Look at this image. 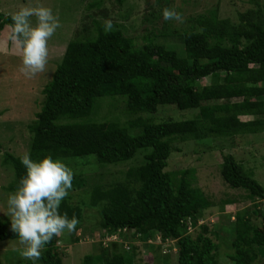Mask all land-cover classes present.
I'll use <instances>...</instances> for the list:
<instances>
[{"label": "trees", "instance_id": "obj_1", "mask_svg": "<svg viewBox=\"0 0 264 264\" xmlns=\"http://www.w3.org/2000/svg\"><path fill=\"white\" fill-rule=\"evenodd\" d=\"M238 19L232 23L213 14L200 16L196 29L182 32L180 45L154 42L148 35L137 42L119 28L106 33L101 26L95 28V35L67 43L29 125L28 154L33 161L45 156L93 155L97 162L111 164L145 151L144 161L126 172L128 178L140 182L134 194L122 184L91 190L90 204L101 207L99 224L104 235L132 229L148 239L157 233L162 240H177V264H217L215 240L205 233L193 237L189 230L208 199L193 188L187 171L176 177L165 167L170 153L178 149L176 140L234 137L263 130L264 4L239 13ZM6 24H11L10 16L0 11V27ZM205 78L209 82L202 84ZM114 95L125 98L123 110L133 118L125 122L91 120L96 99ZM161 105L197 109L198 114L162 122L137 116L154 113ZM2 163L14 171L4 189L16 191L26 175L25 166L20 157L7 151L2 153ZM219 173L228 188L245 187L251 195L264 198V187L232 154H223ZM83 185L82 179L72 180L73 188ZM59 211L80 221V206L66 198ZM258 218L260 225L236 216L229 255L234 264H257L256 247L264 248L263 210H258ZM17 238L10 224L0 221V241ZM59 241L53 237L36 264H63ZM107 251L102 255L104 264H135L123 253ZM100 260L101 255H86L82 264H102Z\"/></svg>", "mask_w": 264, "mask_h": 264}, {"label": "rangeland", "instance_id": "obj_2", "mask_svg": "<svg viewBox=\"0 0 264 264\" xmlns=\"http://www.w3.org/2000/svg\"><path fill=\"white\" fill-rule=\"evenodd\" d=\"M94 2H98L97 6ZM263 4L264 0H0V11L5 15L22 6L42 5L52 10L60 24L48 41V70L32 78L20 72L19 52L11 42H5L8 25L0 27V221L11 224V218L5 213L8 196L15 192L4 189L13 179L14 171L10 165L2 163V153L7 151L20 158L28 153L32 136L29 125L40 109L42 89L69 41L93 36L97 26L103 27L106 20H111L113 28L121 29L137 42L148 35L154 42L180 45L182 32L196 29V19L200 16L213 14L236 23L239 13ZM165 8L181 13L184 22L163 20ZM35 22L33 17L32 23ZM208 82L209 78H205L202 84ZM123 99L119 95L97 98L90 119L120 122L132 119L133 116L123 110ZM197 114V109L180 110L173 105H161L154 113L137 116L162 122L192 118ZM174 143L178 149L170 153L165 170L175 173L176 177L187 171L193 188H199L208 199L197 221L190 225V233L193 237L205 233L215 240L217 264H234L229 255L233 253L230 243L235 237V218L239 214L260 225L258 210L264 211V198L251 195L245 187L228 188L220 176V164L223 154H232L264 187V126L257 134L176 140ZM144 154V150H139L131 160L111 164H101L93 155L54 159L73 170V180L84 182L81 188L72 187L66 197L72 205L80 206L82 212L76 231H65L59 236L63 264H82L86 255H101L100 263L104 264L102 255L106 249L110 254L115 250L131 257L135 264H177V240H162L157 233L142 239L132 229L115 233L117 236L110 240V235L105 236L99 224L101 207L90 204V193L95 186L107 188L122 184L134 194L140 182L137 178H128L126 172L140 165ZM18 241L19 238L0 241V264L28 261L22 257L23 246ZM112 241L116 242L110 244ZM256 248L255 261L264 264V248Z\"/></svg>", "mask_w": 264, "mask_h": 264}, {"label": "clouds", "instance_id": "obj_3", "mask_svg": "<svg viewBox=\"0 0 264 264\" xmlns=\"http://www.w3.org/2000/svg\"><path fill=\"white\" fill-rule=\"evenodd\" d=\"M11 24L5 33V42H11L18 50L22 66L20 72L27 78L48 70V41L60 27L58 18L48 7L22 6L18 11L8 14ZM35 17V24L32 18ZM165 21L184 22L181 13L172 8L162 10ZM104 31L111 32V20L104 22ZM26 175L19 187L7 199L5 215L11 219L10 229L19 237L23 246L21 255L36 264L42 256L45 246L53 237L61 236L65 231H76L79 220L67 214H61L60 204L72 189L73 170L60 160L45 156L33 161L30 154L21 157Z\"/></svg>", "mask_w": 264, "mask_h": 264}, {"label": "built area", "instance_id": "obj_4", "mask_svg": "<svg viewBox=\"0 0 264 264\" xmlns=\"http://www.w3.org/2000/svg\"><path fill=\"white\" fill-rule=\"evenodd\" d=\"M105 236H109V235H105ZM115 236H117V234H115V233H112V234H110V237L108 238V239H114L115 238Z\"/></svg>", "mask_w": 264, "mask_h": 264}]
</instances>
